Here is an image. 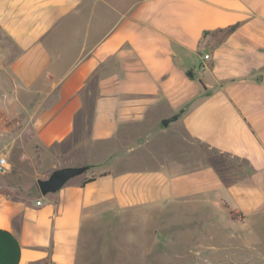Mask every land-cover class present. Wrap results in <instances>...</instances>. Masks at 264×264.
Instances as JSON below:
<instances>
[{"label":"crops","instance_id":"1","mask_svg":"<svg viewBox=\"0 0 264 264\" xmlns=\"http://www.w3.org/2000/svg\"><path fill=\"white\" fill-rule=\"evenodd\" d=\"M181 109L172 130L246 162L254 186H226L213 168L188 172L156 153L161 120ZM84 131L83 160L63 166H89L91 181L78 176L30 196L63 167L53 149ZM0 155L9 163L0 175V264H83L85 223L117 210L201 201L215 211L217 198L256 210L264 0H0Z\"/></svg>","mask_w":264,"mask_h":264},{"label":"rangeland","instance_id":"2","mask_svg":"<svg viewBox=\"0 0 264 264\" xmlns=\"http://www.w3.org/2000/svg\"><path fill=\"white\" fill-rule=\"evenodd\" d=\"M161 133L153 149L169 161L184 162L186 171L210 167L226 186H254L247 180L253 170L246 162L212 152L190 140L182 130H172V125ZM85 137L86 131L80 142L53 149L60 165L83 160L81 157L87 151L83 149ZM85 174L78 180H84ZM36 194L37 190H33L29 195ZM191 198L193 202L198 197ZM214 201L215 211L199 201L168 209L140 206L94 217L83 228L81 261L83 264H264V201L247 214L234 211L231 200ZM197 207L199 212L195 213Z\"/></svg>","mask_w":264,"mask_h":264},{"label":"water","instance_id":"3","mask_svg":"<svg viewBox=\"0 0 264 264\" xmlns=\"http://www.w3.org/2000/svg\"><path fill=\"white\" fill-rule=\"evenodd\" d=\"M184 109L179 110L173 115L161 120V126L168 128L176 122L184 113ZM87 171L86 166L62 167L53 170L46 179L36 181V189L39 195L46 197L58 192L67 182L84 174Z\"/></svg>","mask_w":264,"mask_h":264},{"label":"built area","instance_id":"4","mask_svg":"<svg viewBox=\"0 0 264 264\" xmlns=\"http://www.w3.org/2000/svg\"><path fill=\"white\" fill-rule=\"evenodd\" d=\"M208 55L204 56V59H208ZM9 171V163H8V159L5 155H0V175H4ZM35 204L37 206L41 205V201L37 200L35 202Z\"/></svg>","mask_w":264,"mask_h":264},{"label":"trees","instance_id":"5","mask_svg":"<svg viewBox=\"0 0 264 264\" xmlns=\"http://www.w3.org/2000/svg\"><path fill=\"white\" fill-rule=\"evenodd\" d=\"M237 28V24L236 25H233V26H230V27H228L227 29H225V30H220L218 33H222L223 35H226V34H229V33H232L235 29ZM204 36H205V34H204ZM188 75H190L189 74V72H188ZM85 127V126H84ZM83 127V128H84ZM83 132V131H82ZM86 168H87V170L89 169V166H86ZM88 181H91V178H89V179H84V180H82V184H85L86 182H88Z\"/></svg>","mask_w":264,"mask_h":264}]
</instances>
